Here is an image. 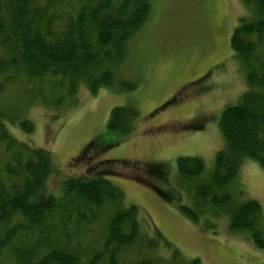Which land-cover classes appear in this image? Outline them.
Instances as JSON below:
<instances>
[{
	"label": "trees",
	"instance_id": "obj_1",
	"mask_svg": "<svg viewBox=\"0 0 264 264\" xmlns=\"http://www.w3.org/2000/svg\"><path fill=\"white\" fill-rule=\"evenodd\" d=\"M241 1L250 17L239 21L229 45L246 69L247 92L220 116L224 148L209 177L202 178L200 159L176 160V184L194 205L179 209L193 223L232 206L228 188L244 160L264 170V0ZM150 11L151 0H0V94L16 92L10 106L0 103V264H200L172 247L163 257L161 239L143 232L137 208L126 207L123 191L103 176L67 177L47 190L61 173L51 154L8 130L32 134L29 107L65 108L81 87L93 96L101 88L135 91L137 84L116 78L114 69L127 62ZM138 120L134 105L115 107L107 129L127 137ZM230 213V231L248 232L264 249L258 202Z\"/></svg>",
	"mask_w": 264,
	"mask_h": 264
},
{
	"label": "rangeland",
	"instance_id": "obj_2",
	"mask_svg": "<svg viewBox=\"0 0 264 264\" xmlns=\"http://www.w3.org/2000/svg\"><path fill=\"white\" fill-rule=\"evenodd\" d=\"M249 17L241 0H151L127 62L114 69L116 78L137 84L135 91L101 88L93 96L81 87L75 103L65 108L29 107L32 134L12 126L9 133L51 154L61 173L47 181V190L77 176H103L120 188L125 206L137 208L143 232L161 239L163 257L172 247L186 262L264 264V249L255 247L249 233L229 229L230 210L254 200L264 235V170L257 163L243 161L228 188L232 206L202 213L197 223L181 213L180 206L194 210V205L176 184L177 158L200 159L207 178L224 148L220 116L247 92L246 69L229 41L239 21ZM14 95V88L6 89L0 103L10 106ZM129 104L139 112L134 133L109 132L110 111Z\"/></svg>",
	"mask_w": 264,
	"mask_h": 264
}]
</instances>
